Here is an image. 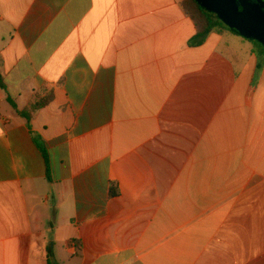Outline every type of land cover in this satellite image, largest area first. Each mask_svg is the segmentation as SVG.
I'll return each mask as SVG.
<instances>
[{"label":"crops","instance_id":"crops-1","mask_svg":"<svg viewBox=\"0 0 264 264\" xmlns=\"http://www.w3.org/2000/svg\"><path fill=\"white\" fill-rule=\"evenodd\" d=\"M181 2L0 0V264H264V61Z\"/></svg>","mask_w":264,"mask_h":264},{"label":"flooded vegetation","instance_id":"flooded-vegetation-1","mask_svg":"<svg viewBox=\"0 0 264 264\" xmlns=\"http://www.w3.org/2000/svg\"><path fill=\"white\" fill-rule=\"evenodd\" d=\"M210 5L216 2L214 14L221 21L225 29L235 31L239 36L247 34L251 37H243L261 46L264 50V14L261 10L255 9L248 2L238 7L235 4H225L222 0H206ZM264 57V54H263Z\"/></svg>","mask_w":264,"mask_h":264},{"label":"trees","instance_id":"trees-1","mask_svg":"<svg viewBox=\"0 0 264 264\" xmlns=\"http://www.w3.org/2000/svg\"><path fill=\"white\" fill-rule=\"evenodd\" d=\"M181 5L185 11V13L192 19L194 22L196 28H197V33L194 37V39L191 41V44L194 45H201L204 40L207 38V36L216 28H224L221 21L217 18V16L214 14V11H212V8L207 5V3H202L199 0H182ZM233 33L239 35L237 32L232 31ZM1 66V62H0ZM0 87L2 89H6V85L4 83V80L2 78V75L0 73ZM52 100V96L49 95L42 100L38 101L35 103L28 111H17L19 115L23 116L26 118L28 123L31 120L32 114L36 112L37 110L43 108L44 106L48 105ZM10 104L13 106L14 109L17 110L16 104L14 101L9 100ZM39 148L44 153L46 157V151L43 146V144L39 143ZM112 196L117 195L116 190H112L111 192ZM50 264H52L50 262Z\"/></svg>","mask_w":264,"mask_h":264},{"label":"water","instance_id":"water-1","mask_svg":"<svg viewBox=\"0 0 264 264\" xmlns=\"http://www.w3.org/2000/svg\"><path fill=\"white\" fill-rule=\"evenodd\" d=\"M202 3H207L212 8V11L216 10V2H214V5H210L206 0H199ZM225 4H235L238 7L241 6L242 3L248 2L251 6H253L257 10H261V12L264 14V1L263 0H222ZM220 2V0L218 1ZM243 37H247L248 39H251V37L247 34H243Z\"/></svg>","mask_w":264,"mask_h":264},{"label":"rangeland","instance_id":"rangeland-1","mask_svg":"<svg viewBox=\"0 0 264 264\" xmlns=\"http://www.w3.org/2000/svg\"><path fill=\"white\" fill-rule=\"evenodd\" d=\"M264 1V0H263ZM231 41L234 43L235 47H242V48H245V49H249L250 47L249 46H246L241 40L237 39V38H232ZM256 48H257V52L259 53V56H260V62H263L264 58H263V55L264 54V50L261 46H259L258 44H255Z\"/></svg>","mask_w":264,"mask_h":264}]
</instances>
